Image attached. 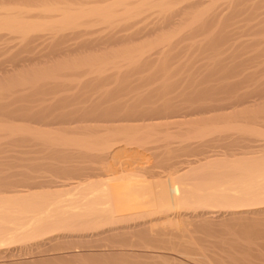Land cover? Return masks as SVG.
Returning <instances> with one entry per match:
<instances>
[{
	"label": "bare ground",
	"instance_id": "obj_1",
	"mask_svg": "<svg viewBox=\"0 0 264 264\" xmlns=\"http://www.w3.org/2000/svg\"><path fill=\"white\" fill-rule=\"evenodd\" d=\"M201 1L175 8L139 0L121 11V0L103 8L42 5L51 21L12 17L25 8L20 3L0 14V38L20 39L15 49L0 48L13 64L0 65V153L8 150L0 157V260L24 264L19 259L31 254L38 257L33 264H120L132 253L113 247H141L154 262L156 253H168L190 264H264V125L251 123L264 122V82L247 72L227 81L245 63L264 61V47H257L264 39L247 45L235 37L264 32V0H223L225 16L213 3L175 33H162ZM152 6L156 21L117 38L127 43L160 32L152 54L85 53L112 44V28L135 24L128 21ZM89 20L110 30L84 39L88 28H79ZM43 30L61 35L44 37L28 56ZM200 33L204 40L189 41L194 53L216 61L202 58L201 73L170 71L171 40ZM69 36L81 39L68 45ZM214 51L223 57L213 58ZM242 52L250 56L241 60ZM244 81L251 87L241 89ZM236 140L243 142L238 148Z\"/></svg>",
	"mask_w": 264,
	"mask_h": 264
},
{
	"label": "rangeland",
	"instance_id": "obj_2",
	"mask_svg": "<svg viewBox=\"0 0 264 264\" xmlns=\"http://www.w3.org/2000/svg\"><path fill=\"white\" fill-rule=\"evenodd\" d=\"M19 1H21L22 2V0H19ZM19 1H17V0H0V14H3V13H5V12H7L8 10H10L11 8L13 9L15 6L17 7H19ZM24 1H27V0H24ZM24 1H23V4H21L20 3V5H24L25 6V8L24 9H22L19 13H17V15H16V13L15 14H13L12 15V17H14V16H16L17 18H20V19H24V20H26V21H44V20H46V21H51V20H53V16L52 15H46V14H44V13H42V5L43 6H53V7H64L65 6V4H68V5H70L73 9H80L81 8V6L82 7H84V8H96V7H98V8H103V7H106V6H108L109 4L111 5H116L115 3H117V2H119V0H44L43 1V3H42V0H28L26 3H24ZM122 1V3H124V4H120V6H116L115 7V9H117V10H119V11H121L122 9H123V7H125V5H127V6H131V7H133V6H135L138 2H139V0H121ZM160 1V0H159ZM162 1H164V4H174V6H175V8H180V7H182L183 5H185V3H187L189 0H176V1H173V2H170V1H168V0H162ZM203 1H204V3H203ZM46 2V3H45ZM115 2V3H114ZM216 4V6H217V8H216V10H215V12L217 13V14H219V15H221V16H225V15H227L228 13H229V8H227V6L226 5H224L223 3V0H202L201 1V4H200V6H197V8H194L193 10H188V13H190L191 12V14L189 15L188 14V16H186L185 17V19H184V21H182V23L181 24H178V26H177V24L175 25V26H173V27H171L170 26V28L168 27V28H166V29H168V30H166V31H164V32H162L163 34H166V33H168V34H172V33H175V31L178 29V28H180V27H182L183 28V26L186 24V23H189V22H191L192 21V19L194 18V15L197 13V12H199L201 9H203V8H206V7H208V6H210L211 4ZM46 4V5H45ZM155 4H157V2H155ZM117 5H118V3H117ZM79 7V8H78ZM199 7V8H198ZM158 7H156V6H152V7H149V8H147L145 11H144V13H141L140 15L138 14V16H135V17H133V18H131L128 22H129V24L130 23H135V24H133V25H131V26H129V27H127V28H129V29H127V28H125V29H127V30H125V29H122V28H120V29H118L119 27H114V28H112L113 29V31H112V29L110 30V29H108V30H106L107 28H106V26H103V24H101L100 22H98V21H96V22H94V20H89V22H90V24H88V21H87V23L86 22H84L83 23V26L81 25L80 26V28H79V30H81V31H85L87 28H88V30H86L85 32H87V33H85L84 35H82L81 37H84V39L86 38H91V39H95L96 37L98 38V36L101 38V37H103V36H105V34H107L108 33V31L110 30V32L109 33H111L112 34V36H114V39L113 40H111L110 39V42H112V44L111 43H107V46H106V44H99V45H101V46H98L97 48H93V49H90V50H88V53L87 52H85L87 55H93L94 57L95 56H100V55H106V53H108L109 54V56L108 57H124V56H126V55H130V54H132V53H135V52H138V51H144V52H147V54H149L150 52V50L151 49H153V46L156 44V42H158V39H159V35H161L160 34V32H155L154 33V35H153V33H150V35L149 34H146V36L144 37V35H145V33H141V34H139L138 33V35H136V36H134L131 40H129L127 43L126 42H122V41H120V43H119V41H117L118 39L117 38H119V37H121L122 35H125V34H129V33H132V32H135L136 31V29H140L141 27H143L144 25H149L151 22L153 23L154 21H156L157 19H158V14H157V9ZM262 9V10H261ZM260 9V11H264V8H261ZM246 13V12H245ZM244 13V14H245ZM242 14V13H241ZM240 14V17H238V22H237V24L236 25H238V24H241V22H239V21H241V19H242V17H243V19H245L244 17H245V15L244 14H242L241 15ZM51 17V18H50ZM242 19V20H243ZM175 20H178V18L177 17H175ZM93 22V23H92ZM86 23V24H85ZM251 23H253V21L251 22ZM89 25V27H87ZM124 25V23L123 24H119V26H123ZM86 27V28H85ZM130 27H133V28H130ZM82 28L84 29V30H82ZM89 28H91V30L92 31H94L93 32V34H92V31L89 29ZM176 29V30H175ZM91 31V32H88V31ZM99 32H98V31ZM134 30V31H133ZM175 30V31H174ZM181 30V29H180ZM112 31V32H111ZM125 31V32H124ZM170 31V32H169ZM174 31V32H173ZM261 31H264V30H261ZM124 32V33H123ZM1 33H5V31H3V32H1ZM245 33L246 32H243V33H239V34H237V35H235V37L236 38H238L240 41L241 40H244L245 41V39H246V41H248L249 40V38L250 39H253L252 40V44H253V42H254V39H256V38H262V39H264V32H260L257 36H255V37H253L252 35H255V34H252V33H249V34H247L246 33V35H245ZM61 35V33H58V32H55V31H53V30H43V31H41L40 33H39V37L38 38H35V39H33L30 43L31 44H29V47L33 50V53H28L29 55L28 56H32V55H34L35 54V52L37 53V52H39L40 50L39 49H41L42 48V45L40 46V44L42 43V41H43V38L45 37H51V36H58V35ZM86 34H88V36H86ZM114 34V35H113ZM252 34V35H251ZM149 35V36H148ZM3 37L2 38H0V48H2V49H4V47L6 48V50L8 51H10V50H12V49H15L16 48V46H18V44H19V42H20V39H18V37H16V35H12V36H9V35H2ZM117 36V37H116ZM140 36H142V37H140ZM155 36V37H154ZM81 37L79 38V37H72V36H69L67 39H66V43L68 44V45H73V44H75V42L78 40L77 38H79V39H81ZM140 37V38H139ZM144 37V38H143ZM197 37H199V38H197ZM203 37L204 38H206V34L204 33V34H202V33H200V34H195V37L193 36V38H194V40L193 39H182L181 41H187L188 40V42H180V40H179V43H178V40L176 39V41H175V39H174V41L177 43H174V42H172V40H171V46H172V49H171V52L173 53V54H176L175 55V59L174 58H172L174 55L172 54V56H170L171 55V53H170V57L168 56L167 58H171V59H173V60H171L170 62H172V63H170V65H169V67L171 68V70H170V68H169V70L170 71H172V69H174L175 71H176V73H180L181 72V70H182V73H184V71L187 69V71H189L188 69H190L191 71H189L190 73H194V72H198V71H194V72H192L193 70H197L198 68L199 69H203V68H205V67H207L205 64H204V66L205 67H202L203 66V62H205V61H213V60H215L216 59V57H215V59H213L214 58V54H215V56H217V54L218 53H216L215 51V53L214 52H212L211 54H210V52H209V54L210 55H212V59L213 60H210L209 58H210V56L209 55H205V54H202L201 53V55H200V53L199 52H196V53H194L195 51V47H194V45H192L191 46V44L193 43V42H195V40H196V42L197 41H199V40H201L202 41V39H203ZM233 38V39H236V38ZM71 38V39H70ZM76 38V39H75ZM74 39H75V41H74ZM137 39V40H136ZM233 39H232V43H234L236 40H238V39H236V40H234L233 41ZM248 39V40H247ZM193 40V41H192ZM204 40V39H203ZM73 41H74V43H73ZM131 41V42H130ZM141 41V42H140ZM189 41H191L192 43H190ZM230 41V40H229ZM250 41V40H249ZM249 41H248V43L247 42H243V41H241L242 43H247V45L249 44L250 45V43H251V41H250V43H249ZM256 41H260V40H256ZM237 42V41H236ZM261 42V43H260ZM259 42V44H260V46H257V47H264V42H262V41H260ZM37 43H39V44H37ZM117 43H119V44H117ZM229 43H231V41L229 42ZM229 43H225V45L226 46H228V44ZM238 43H240L239 41H238ZM237 43V44H238ZM109 44H111V45H109ZM114 44V45H113ZM194 44V43H193ZM102 45H104V47L102 46ZM13 46H15V48H12ZM171 46H170V48H171ZM8 47H9V49H8ZM12 49H11V48ZM39 47V48H38ZM230 47V46H229ZM229 47H227V48H229ZM154 48H155V46H154ZM5 50V49H4ZM3 50V51H4ZM156 50V49H155ZM154 50V51H155ZM170 50V49H169ZM251 49H249V54L250 55H252V53L253 52H251V51H253V50H251ZM0 51H1V49H0ZM1 51L0 52V65H2V68H5V69H8V70H11V69H13L12 68V62L10 63V59H9V57L7 58V56H9V54H8V52L7 51ZM152 51V50H151ZM224 51H226L225 50V47H224ZM247 51V50H246ZM245 51V52H246ZM32 52V51H31ZM149 52V53H148ZM248 52V51H247ZM95 53V54H94ZM243 53V55H241V60H243L242 58H244V57H247L249 54H245L244 52H242ZM85 54V55H86ZM99 54V55H98ZM150 54H152V53H150ZM208 54V53H207ZM222 54H224V53H222ZM218 55H220V58H218V60L219 59H221L223 56L219 53ZM246 55V56H245ZM249 55V56H250ZM156 56V55H155ZM154 56V57H155ZM209 56V57H208ZM222 56V57H221ZM224 56H225V54H224ZM243 56V57H242ZM248 56V57H249ZM75 57H77V56H74V58ZM111 57V58H112ZM152 57H153V55H152ZM205 59V61L203 60V59ZM10 60L9 62H8V60ZM240 59V58H239ZM238 59V60H239ZM244 59H246V58H244ZM237 60V61H238ZM207 61V62H208ZM216 61V60H215ZM206 62V63H207ZM2 63V64H1ZM250 63V64H249ZM247 62V63H245L244 65H243V67H241L240 69H242V71H239L240 72V74H239V72L238 73H236V75L235 76H233L232 78H229V80H227V81H239V80H241L244 76H246V74H248V73H250V74H252V75H255V74H257V73H259V75H255V77H253L252 76V78H254L253 80L254 81H259V82H264V71H262V70H264V68H262L261 69V67H264V66H262V65H264V61H262L261 63H258L259 64V66H256L257 65V63L256 62H252L253 64H255V66L251 63V62ZM250 65H251V68H250ZM260 65H261V67H260ZM249 66V67H248ZM155 67H159L158 65H154L150 70H152V71H154L153 69H157V68H155ZM246 67H247V69H246ZM245 68V69H244ZM256 68V69H255ZM257 68H260V69H257ZM199 70V72L200 71H203V70ZM257 71H255V70ZM173 70V71H174ZM178 70L180 71V72H178ZM184 70V71H183ZM245 70V71H244ZM258 70H260L259 72H258ZM249 71V72H248ZM252 71V72H251ZM254 71V72H253ZM188 72V73H189ZM242 72V73H241ZM247 72V73H246ZM262 72V73H261ZM108 73H110L109 71H107V72H105L104 74H108ZM201 73V72H200ZM245 75H244V74ZM262 74V75H261ZM0 75L2 76L3 74L1 73V68H0ZM237 75H239V76H237ZM249 75V74H248ZM0 76V77H1ZM241 76H242V78H241ZM251 76V75H250ZM3 78L5 77V76H2ZM259 77H260V79H259ZM3 78H0V80H3ZM251 78V79H252ZM257 80H256V79ZM253 81V83L251 82V85L253 86V84L255 83ZM245 82V84L243 85V82H242V84H240L239 86H240V88H241V86H242V88L241 89H244V88H246L245 87V85L247 84V82L246 81H244ZM248 83H250V82H248ZM258 83V82H257ZM256 84V83H255ZM248 85V84H247ZM250 85V84H249ZM248 85V87H251V86H249ZM240 88H238V89H240ZM240 89V90H241ZM262 100H264V99H262ZM259 102V101H258ZM261 102V101H260ZM259 102V103H260ZM258 103V104H259ZM261 103H264V101H262ZM262 105H264V104H262ZM235 120L236 119H234V122H235ZM237 122H238V120H236ZM247 122V124H248V120L246 121ZM251 122V121H250ZM250 122H249V124H250ZM224 123V122H223ZM239 123V122H238ZM238 123H233V124H238ZM242 123V122H241ZM252 123V125H254L255 124V127L256 126H258V125H261V123H262V125H264V122H260V120H256V121H252L251 122ZM240 124V123H239ZM238 124V125H239ZM251 124H250V126H252ZM261 125V126H262ZM262 129H261V131L262 132H264V126H262L261 127ZM239 135H241L240 134V132L238 133ZM261 138H264V137H261ZM236 139H241V138H236ZM242 140V139H241ZM237 142L235 143V147L234 148H238L237 146H240L243 142L242 141H244V140H242L241 141V143L240 142H238V140H236ZM240 143V144H239ZM8 150H6V152H7ZM3 153H0V157L1 156H4V155H6V154H8V153H6L5 152V150L4 151H2ZM5 152V153H4ZM228 235H226V237H227ZM229 237H231V236H229ZM126 248V249H125ZM119 249V250H118ZM113 252H120V251H126V252H130V253H132V256H130L129 257V260L128 261H126V262H123V261H119L120 262V264L122 263V264H138V263H142V264H148V262H149V264L151 263V264H155V262H156V264H166V261H167V264H171V262H172V264H173V260H175V262H176V264H182L181 262H183V263H188V264H190L188 261H186L185 259H183V258H179L178 256H174L173 254H168V253H156L157 255H162V257L160 258V257H157V255L155 254V256L157 257V260H156V257H154L155 258V262H154V259H153V261L150 259V258H144L145 256L143 255V254H145V250L144 249H142L141 247H119V248H117V247H113L112 249H111ZM116 250V251H115ZM107 251H109V252H112V251H110V249H107V250H105V252H107ZM134 251V252H133ZM148 251H150V250H148ZM151 251H153V250H151ZM137 254V255H136ZM29 255H31V254H28V255H22V256H24V257H22V256H20L19 258H21V259H19V260H21L22 262H23V260H25V258H26V260L24 261V264H29L31 261H33L34 260V263H35V260H37L38 259V257L37 256H35V255H31V257L29 256ZM136 255V256H135ZM141 255V256H140ZM159 255V256H160ZM165 255H166V257H165ZM171 255V256H170ZM28 256V257H27ZM33 256H34V258H33ZM37 257V258H36ZM140 257H142V258H140ZM36 258V259H35ZM167 258V259H166ZM168 258H172V259H168ZM10 260V262H8L9 260ZM27 259H29L28 261H27ZM30 259H31V261H30ZM144 259V260H143ZM146 259V260H145ZM166 259V260H165ZM179 259V260H178ZM6 262H5V261ZM15 260V261H14ZM148 260V261H147ZM160 260V261H159ZM163 260V261H162ZM172 260V261H171ZM178 260V261H177ZM27 261V262H26ZM30 261V262H29ZM129 261L131 262V263H129ZM139 261H142V262H139ZM152 261V262H151ZM186 261V262H185ZM5 262V263H4ZM13 262V263H12ZM18 262V260H17V257H14V258H4V259H1L0 260V264H15V263H17ZM118 262V263H119ZM134 262V263H133ZM138 262V263H137ZM154 262V263H153ZM159 262V263H158ZM175 262H174V264H175ZM18 263H20V261L18 262ZM32 263V262H31ZM30 263V264H31ZM20 264H23V263H20ZM33 264V263H32Z\"/></svg>",
	"mask_w": 264,
	"mask_h": 264
}]
</instances>
